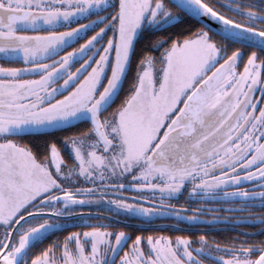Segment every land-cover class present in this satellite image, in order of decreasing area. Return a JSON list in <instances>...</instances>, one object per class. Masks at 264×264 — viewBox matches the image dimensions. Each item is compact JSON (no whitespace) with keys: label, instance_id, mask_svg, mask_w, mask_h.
Segmentation results:
<instances>
[{"label":"rangeland","instance_id":"1","mask_svg":"<svg viewBox=\"0 0 264 264\" xmlns=\"http://www.w3.org/2000/svg\"><path fill=\"white\" fill-rule=\"evenodd\" d=\"M180 20V14L163 0H0V39L24 42L1 48L15 54L56 49L36 62L10 54L0 57V129L16 130L14 134L0 133V138L5 139L0 140V158L9 165V172L2 173L7 165L0 168V229H8L7 217L18 209L19 203L27 200L26 189L34 197L43 190L50 194L47 198H51L56 190L69 185L79 170L104 167L108 161L105 157L112 155L114 145L111 149L102 142L99 145L89 122L53 130H42V127L66 121L93 108L116 89L114 102L99 117L102 127L107 129L104 131L107 138L120 143L121 156L114 158L112 165L142 163V175L137 178L140 184L158 180L165 185L172 182V178L161 166L153 167L147 154L175 128L171 125L194 89L232 59V67L207 105L211 109L207 110L209 113L212 109H216L215 112L227 110L228 116L221 119L220 124L235 112L239 117L217 148V158L207 159L203 165L215 169L220 165L216 161L222 160L225 170L242 161L248 149L245 151V139L233 145L228 142L241 128H246L245 123L254 116L257 104L259 108L262 106L263 99L257 98L252 109L254 94L249 98L252 88L254 93L258 87L264 89V53L261 50L242 47L230 50L229 43L200 29L190 37L172 42L158 58H146L132 77L133 51L141 33ZM43 36L51 40L43 43L42 39H46ZM120 49L123 53L117 78ZM128 82H133V86L126 88ZM130 89L131 94L125 99L124 93ZM86 98V105L81 109L55 113ZM262 114L261 111L260 119ZM28 128L38 130L23 131ZM71 128H79L74 130L75 136L74 132L67 136L58 133ZM52 132L57 135L54 136L59 141L58 146L49 145L44 150L45 156L38 159L25 145L26 139ZM248 133L245 129L244 135ZM79 139H94L92 144L88 142L92 148L87 147V153L76 144ZM198 168L192 169L190 174L197 173ZM146 211L138 207L131 213L143 222H150L152 211ZM184 221L191 223L193 219ZM2 236L0 231V248L7 242ZM202 238L194 236L200 247L204 246ZM163 241L158 242L159 247L168 246L166 240ZM174 241L175 247L189 243L182 237ZM197 252L215 257L204 249ZM245 254L227 257L225 264H253L254 260Z\"/></svg>","mask_w":264,"mask_h":264},{"label":"flooded vegetation","instance_id":"2","mask_svg":"<svg viewBox=\"0 0 264 264\" xmlns=\"http://www.w3.org/2000/svg\"><path fill=\"white\" fill-rule=\"evenodd\" d=\"M202 1L224 17L228 16L252 29L264 30V0ZM252 94L255 99L252 109L256 99L261 98L263 110L257 104L254 116L247 120L246 128L241 130L243 133L236 139L232 137L228 140V144L233 145L239 139H245V151L248 148L242 161L230 169L222 168V160L216 161L220 165L215 169L203 165L207 159L216 156L215 151L212 157L197 160L182 170L172 172L162 167L172 178L170 183L163 185L155 180L142 185L137 180L138 175H142V163L113 166L114 158L121 156L120 143L109 140L105 134L110 142L107 146L95 133L99 145L102 142L109 149L114 145L112 155L105 157L108 161L104 167L90 166L79 170L80 176L76 173L69 185L56 190L51 198H47L50 194L43 190L42 194L34 197L26 189L27 200L25 198L19 203L18 209L7 217L9 227L5 230L6 240L17 226L9 252H13L26 233L49 225L51 231L32 245L20 264H225L227 257L240 256L243 252L255 261L262 250L255 257L251 244L221 245L206 239V236L213 238L222 232L237 233L247 238L264 233V116L260 119L261 111L264 114V89L258 87L254 93L252 88L249 98ZM245 129L249 130L247 135H244ZM228 131L222 135L223 141ZM113 138L115 140V136ZM0 140L5 139L1 137ZM93 140L79 139L75 142L87 153L88 148H92L89 143L92 144ZM151 155L149 151L147 156L153 167L157 166ZM4 165L7 166L2 173L9 172V165L0 158V168ZM196 167H199L197 173L190 174ZM185 179L184 182H177ZM64 195L68 196L54 201ZM138 207H142L146 213V210L152 211L150 222H143L131 213ZM31 214L36 216L18 224L20 219ZM187 218L193 221L187 223L184 221ZM184 228L192 230H182ZM245 233L257 235L247 236ZM194 236H203V247L194 240ZM180 237L188 239L189 243L175 247L174 240ZM163 240L168 246L159 247L158 242L162 243ZM202 249L215 257L197 252Z\"/></svg>","mask_w":264,"mask_h":264},{"label":"water","instance_id":"3","mask_svg":"<svg viewBox=\"0 0 264 264\" xmlns=\"http://www.w3.org/2000/svg\"><path fill=\"white\" fill-rule=\"evenodd\" d=\"M179 11L184 13L189 18L196 21L199 25L204 27L209 32L228 40L232 43L239 44L248 48L264 51V31L252 29L244 25L237 24L228 18L222 16L211 7L206 5L202 0H168ZM14 44H24L19 39L2 40L0 39V57L7 54L25 57L29 62H36L51 55L56 49L46 50H28L19 53H8L4 46H12ZM122 50L118 54L116 74L119 78L122 62ZM239 55V54H238ZM233 64V60L229 59L217 68L211 75L204 79L187 98L182 110L174 119L170 129L163 141L157 145L153 150L151 159L156 165L166 167L172 172L185 169L196 163L197 160L212 157L213 153L217 151L223 142L222 135H224L231 126L234 125L235 119L239 117L238 112L229 116L226 121L220 124L221 119L228 116L227 112H215L214 109L209 113L207 105L214 96L215 91L222 86L225 76L228 74ZM117 89L108 97L95 105L93 108L71 118L66 121L42 127V130H53L67 127L71 124L87 121L89 122L99 138L108 146L110 142L104 133L100 115L109 109L117 96ZM110 94V93H108ZM231 97V96H230ZM227 98V99H226ZM225 99L228 100L229 97ZM225 100V102H226ZM249 100V99H248ZM86 99L80 100L65 109L59 110L55 113H61L76 109H81L85 106ZM243 102V100H242ZM233 104V100H232ZM50 114V113H48ZM38 129H24V132H33ZM242 128L233 137L236 139L240 135ZM16 130L0 129V133L14 134ZM210 156V157H209ZM216 157V156H215ZM199 165V164H198ZM65 196H60L54 199L59 201ZM59 219H70L68 217L53 216V214H44ZM36 216V214L28 215L18 221V224ZM131 226L129 223H123ZM141 227V226H139ZM157 227V226H143L142 228ZM175 228H180L173 226ZM17 226H14V230ZM264 229V228H263ZM262 229V230H263ZM11 232L6 244L0 250V264H20L25 253L32 247V245L44 235L51 231L49 225L39 226L32 229L18 242L17 247L13 252H9L12 235ZM191 231L190 229H182ZM260 230V231H262ZM258 233V232H257ZM255 234H247V236H255ZM253 264H264V250L260 252L258 258Z\"/></svg>","mask_w":264,"mask_h":264},{"label":"trees","instance_id":"4","mask_svg":"<svg viewBox=\"0 0 264 264\" xmlns=\"http://www.w3.org/2000/svg\"><path fill=\"white\" fill-rule=\"evenodd\" d=\"M163 1L166 2L169 6H171V8H173L174 11L180 14L181 20L172 25H165L164 27L160 29H156L153 31L145 30L141 33V36L138 39L135 45L134 51H133L132 64L130 68L132 70L131 71L133 75L132 77H134V73H136V69L139 63L144 61L149 56L158 58L166 49L170 47L172 42L180 41L182 39H185L188 36L190 37L191 35H194L200 29L206 30L204 27L199 25L196 21L189 18L184 13L180 12L168 0H163ZM28 13H32V12H28ZM32 14H38V13L33 12ZM63 30H66V29H63ZM206 31L209 32L208 30ZM260 31H262V29ZM212 35L215 38H218L220 41L229 43L231 45L230 50L236 49L237 47L254 50L252 48H248V47H245L239 44L232 43L215 34H212ZM43 38H46V39H42L43 43L45 42V40H47L48 42L49 40H51L50 38L45 37V36H43ZM52 41L54 42L55 38H52ZM260 52L264 53V51H260ZM133 84H134L133 82H128L126 85V88H129L131 85L133 86ZM130 94H131V89L124 93V98L127 99ZM77 129L79 128L66 129L58 133L61 136L62 135L67 136V135L73 134L72 132H74V136H75L77 132L75 133L74 130H77ZM69 130H73V131H69ZM55 134L56 133L52 132V134L45 133L43 135H34L30 138L28 137V139H26L25 145H27L34 152V154L36 155L38 159H42V157L45 156L44 150L46 149V147H48L49 145L58 146L59 141L56 140L55 136L57 135ZM0 231H2V235H3L1 238L5 239V235H6L5 230L0 229ZM206 239L213 241V242H219L221 245H226L227 243L251 244L255 249L253 252L255 257H257L259 252L264 249V233H262L261 235L255 236V237L247 238L237 233L222 232V233L215 235L213 238L206 236Z\"/></svg>","mask_w":264,"mask_h":264}]
</instances>
